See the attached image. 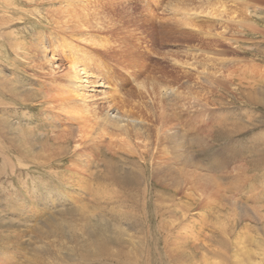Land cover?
<instances>
[{"label": "rangeland", "instance_id": "rangeland-1", "mask_svg": "<svg viewBox=\"0 0 264 264\" xmlns=\"http://www.w3.org/2000/svg\"><path fill=\"white\" fill-rule=\"evenodd\" d=\"M10 1L0 2V264H264V0H99L114 100L145 125L128 139L93 122L79 147L45 129L42 76L26 54L61 2Z\"/></svg>", "mask_w": 264, "mask_h": 264}, {"label": "bare ground", "instance_id": "bare-ground-1", "mask_svg": "<svg viewBox=\"0 0 264 264\" xmlns=\"http://www.w3.org/2000/svg\"><path fill=\"white\" fill-rule=\"evenodd\" d=\"M33 1H37V0H33ZM51 1L53 0H49V2ZM58 1L61 2V4L59 5L60 8L62 7L64 10L59 9L58 11L59 13L60 11H62L61 12L62 14L58 16L60 18H56V17L52 18L54 20L53 22L56 24L54 25L53 30L51 32L49 31V33L43 30L39 31L37 35H33L34 37L32 38L33 41H30L32 46L26 47L27 50L26 54H28L29 61L34 63L33 64L34 69L36 70V72H39L40 75L42 76V78L38 77L40 78L39 83L41 82L40 83L42 84L41 87L45 88V90L44 89L41 90L42 97L45 99L44 101L48 104L46 109L42 112V119L44 120L45 129H47L48 131H52L54 134H56L58 129L59 130L62 129L63 132H65L68 136H72L73 138L79 137V139H75L76 141L75 147H79L81 143L82 144L85 143L81 141L82 138L84 139L88 138L87 134L90 133L89 128H92L91 124L93 122L97 123L98 121H100L101 126L103 128L118 129L119 131H121L122 134L126 135L127 138L129 139L131 137V133H138L139 130L142 129V127L145 125V121L142 119L141 116L134 117L130 113V111L124 109V105L126 104H124L123 100H117V102H115L114 100L115 98L114 96L118 95L117 93L115 95V92L117 91L115 90L116 84H114V79H112L113 74H111L112 73L111 67L105 61V58L102 56L105 53L108 54L112 46H114V42L109 38L110 36L105 34L107 33V31H109L108 28H111L110 15H108L107 12L103 11L104 10L103 8L104 6L102 7L103 2L100 3L99 0H58ZM0 2L3 3L7 11L8 8L11 7L10 5H12V2L10 0H2ZM36 4L38 5L39 3ZM51 4L55 5L54 2H51ZM52 12L54 14L53 10ZM43 16L45 15L43 14ZM7 19H4L3 17V19H1L0 21V26L6 24ZM222 19H224V16L222 17ZM230 20L236 21L238 19L236 18L235 15L232 16ZM187 23L192 28H195L196 26L194 25V23L190 21H188ZM222 23L224 22L222 21ZM238 26H240V24ZM226 31H228V27H226ZM234 32H236V30ZM233 34L235 35V33ZM238 34L240 33L238 32ZM231 35L226 36L222 31L218 33V36H220L221 38H226V40L228 39L233 40L232 38H229V37H233V35L232 36ZM191 48H194L199 51L200 50L203 51L202 48L198 46H191ZM99 50H101L100 53ZM64 62L66 63V66L64 65ZM210 71H212V69ZM210 75H213L212 72ZM46 85L51 89L45 87ZM144 85L145 83H142L143 87ZM151 86H155V84H152ZM113 89L115 90V92H113ZM168 90L159 91L160 94L162 95V98L168 97L166 96L168 94ZM97 100H101L100 102H102L104 105L97 102ZM136 109L138 110V108ZM66 124L67 125L75 124L78 125L79 128L76 130L75 133L73 132L69 133L68 132L69 128L66 127ZM130 141L131 140H129V142ZM124 142L126 143L127 141ZM129 142L127 144L130 146L131 144ZM154 146L156 147V145ZM153 150L155 149L153 148ZM86 160L87 159L85 158L83 159V161L85 162Z\"/></svg>", "mask_w": 264, "mask_h": 264}]
</instances>
